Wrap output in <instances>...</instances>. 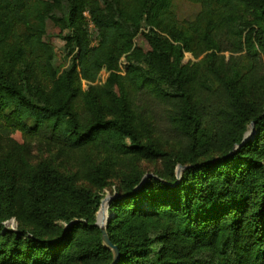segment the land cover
Here are the masks:
<instances>
[{
    "label": "trees",
    "instance_id": "obj_1",
    "mask_svg": "<svg viewBox=\"0 0 264 264\" xmlns=\"http://www.w3.org/2000/svg\"><path fill=\"white\" fill-rule=\"evenodd\" d=\"M195 1L179 24L173 0H0V264H264V0ZM47 20L69 57L60 72ZM101 68L106 81L84 89ZM140 93L151 106L135 110ZM153 106L173 139L153 131ZM32 141L75 170L26 165ZM141 160L160 168L116 184L113 262L100 191Z\"/></svg>",
    "mask_w": 264,
    "mask_h": 264
},
{
    "label": "rangeland",
    "instance_id": "obj_2",
    "mask_svg": "<svg viewBox=\"0 0 264 264\" xmlns=\"http://www.w3.org/2000/svg\"><path fill=\"white\" fill-rule=\"evenodd\" d=\"M199 10H200V4L195 0H173L172 11L176 19L178 20L179 24H186L187 22L192 21ZM84 15L88 21V26H87L88 31L90 32L91 36H93L94 32L92 29V25L89 22L87 12H84ZM55 34H56V30L54 29L51 21L47 20L46 33L43 35V40L51 45L55 56L54 66L57 67L58 72H60L68 65L69 57L65 56V51L63 50L64 42L61 40L60 37H57ZM202 57L203 55L198 58H194L191 54L187 52L184 53L185 62L194 63L199 61ZM126 64L127 61L125 59V56L122 55L118 61V69L116 72L120 73L121 75H124L125 74L124 66ZM108 73L109 71H107L105 68H101L94 81L90 82L81 79V85L84 89H87L88 86L90 85H102L106 81ZM136 102H139L142 106H147V105L148 107L151 106L146 101V95L143 93L138 94V96H133V103H134L133 107L135 110L138 109L136 106ZM149 117H150L149 119H151L153 122L152 124L153 131L154 130L156 132L160 131L164 137L168 138L169 140L173 139V137L175 136V132L169 128L170 126L168 124V119L165 117L161 109H159L156 106H153L151 111L149 112ZM251 132L252 130L248 128L246 134L249 135L251 134ZM5 152H6L5 149L0 148V154H4ZM23 159L26 165L30 167H33L40 162H48L50 165L58 168L61 171L68 170L67 172H73L75 170V168L73 169L74 160H72V157L69 154H64L55 147H50L47 144L40 143L37 141H32L28 144L27 149L23 152ZM131 166H133L134 168L140 171H143L144 173L142 174V179L145 180L152 176L151 173L152 171H155L160 168V162L141 160V161H133V162H123L119 165H116L115 171L113 172V174L108 175L106 177L105 180L106 185L100 191L102 195V198L100 200V205H101V201L104 198L113 197L115 195L116 184L121 179V177L129 171ZM100 205L95 214V221H96V217H98V220H100L101 222V218L99 219ZM101 214H102V223L106 225L109 216L107 212V208ZM17 223L18 222L16 218L13 216L4 221V225L12 230L16 229Z\"/></svg>",
    "mask_w": 264,
    "mask_h": 264
},
{
    "label": "water",
    "instance_id": "obj_3",
    "mask_svg": "<svg viewBox=\"0 0 264 264\" xmlns=\"http://www.w3.org/2000/svg\"><path fill=\"white\" fill-rule=\"evenodd\" d=\"M253 128V125L251 124L250 125V129L252 130ZM249 135L245 134V136L243 137V140L244 141ZM182 169V166L178 165L177 168H176V176L178 177L179 174H180V170ZM143 180V179H142ZM111 201V197H106L104 198L102 201H101V205H100V210H99V213L103 212L104 210H106L108 204L110 203ZM95 224H97L100 228V231H101V241L102 243L111 249V251L113 252V262L117 259L118 257V249L116 246L112 245L110 242H109V239L107 237V234H106V230H105V226L104 223H102V221L100 222V220H98V217H96V221H95Z\"/></svg>",
    "mask_w": 264,
    "mask_h": 264
},
{
    "label": "bare ground",
    "instance_id": "obj_4",
    "mask_svg": "<svg viewBox=\"0 0 264 264\" xmlns=\"http://www.w3.org/2000/svg\"><path fill=\"white\" fill-rule=\"evenodd\" d=\"M102 213V212H101ZM100 213V215H99V219L101 218V221H102V214Z\"/></svg>",
    "mask_w": 264,
    "mask_h": 264
}]
</instances>
